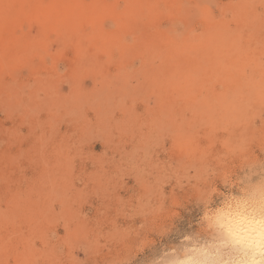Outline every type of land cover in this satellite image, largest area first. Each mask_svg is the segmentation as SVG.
<instances>
[{"label": "rangeland", "instance_id": "obj_1", "mask_svg": "<svg viewBox=\"0 0 264 264\" xmlns=\"http://www.w3.org/2000/svg\"><path fill=\"white\" fill-rule=\"evenodd\" d=\"M8 2L0 264H146L264 160V0Z\"/></svg>", "mask_w": 264, "mask_h": 264}, {"label": "clouds", "instance_id": "obj_2", "mask_svg": "<svg viewBox=\"0 0 264 264\" xmlns=\"http://www.w3.org/2000/svg\"><path fill=\"white\" fill-rule=\"evenodd\" d=\"M197 206L195 230L161 243L146 264H264V160L246 159Z\"/></svg>", "mask_w": 264, "mask_h": 264}, {"label": "bare ground", "instance_id": "obj_3", "mask_svg": "<svg viewBox=\"0 0 264 264\" xmlns=\"http://www.w3.org/2000/svg\"><path fill=\"white\" fill-rule=\"evenodd\" d=\"M5 2V4L7 3V5H4L2 8H0V13L1 14H3V16H5V14L6 13H8L9 12V10H12L11 9V6L9 5V2H8V0H4ZM1 3H0V5L3 3L2 2V0L0 1ZM12 4L14 3V1L13 2H11ZM24 6V5H23ZM14 7V6H13ZM15 8V7H14ZM16 9V8H15ZM13 12L14 11H16V10H12ZM6 17V16H5ZM52 17V16H51ZM49 21V20H48ZM42 23V22H41ZM58 26V24L57 23H62V24H64V26L65 27H67L68 28V30H73V28H74V18H72V19H70V16L68 15L67 16V19L65 18V20H63L62 22L61 21H58V20H55V21H53V22H51V23H48L50 26H53V25H55V24ZM41 25H44V24H41ZM31 27V26H30ZM46 27V26H45ZM32 28V27H31ZM30 28V29H31ZM51 28V27H50ZM58 28V27H57ZM55 29V28H54ZM1 30H4V29H1ZM0 30V31H1ZM46 30V29H45ZM41 30H39V32H40ZM47 31V30H46ZM2 32V31H1ZM31 32V31H30ZM64 32H66V31H64ZM74 34H75V32H74ZM60 36V35H59ZM73 36V35H72ZM67 37H68V34H67ZM156 56H157V54H156ZM159 62L160 61H158V56H157V58L155 59V61H151V65H150V67L151 68H156L158 65H159Z\"/></svg>", "mask_w": 264, "mask_h": 264}]
</instances>
